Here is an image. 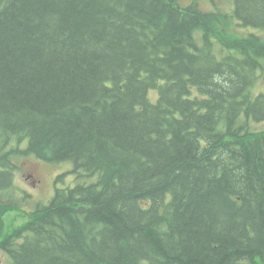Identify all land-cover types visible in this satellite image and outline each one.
<instances>
[{"label":"trees","instance_id":"obj_1","mask_svg":"<svg viewBox=\"0 0 264 264\" xmlns=\"http://www.w3.org/2000/svg\"><path fill=\"white\" fill-rule=\"evenodd\" d=\"M197 8L0 0V191L20 156L77 175L2 245L14 264H264V37Z\"/></svg>","mask_w":264,"mask_h":264},{"label":"rangeland","instance_id":"obj_2","mask_svg":"<svg viewBox=\"0 0 264 264\" xmlns=\"http://www.w3.org/2000/svg\"><path fill=\"white\" fill-rule=\"evenodd\" d=\"M182 2H185L186 5L191 3H196L195 7H198L199 0H181ZM235 1L236 0H216L215 3L211 2L209 0V3H212L213 7H218L221 9V11L224 13L223 16H225V25L229 24L232 26L241 25L244 20H247L245 18V10L243 7V3L247 2L249 0H240L237 3V6L235 8ZM204 6H207L208 9V2L207 0H202L201 2ZM264 6V5H263ZM209 8V9H211ZM198 9V8H197ZM203 9V7H201ZM256 28V27H255ZM220 27L218 28V32L221 33ZM244 33H248V36H255V31H248L246 29L243 30ZM264 36V32L262 33ZM258 38V37H257ZM259 39V38H258ZM260 45L264 46V38L261 40L259 39ZM228 44V42H226ZM255 94H263L264 95V78H261L258 87L256 88ZM156 96L153 95V98ZM253 131H264V123H252L251 124ZM9 137V140H14L13 143H18L20 146V140L17 135H11L7 134ZM12 143V146H13ZM23 146H26L24 144ZM15 161H17V166L21 168L20 171L17 172V178H16V184L19 189V194H17L15 191H12V189L1 192L0 197L3 199L13 200V203L15 207L12 208V210L2 214L0 216V221H2V234L7 235L11 230L14 228H20L26 224L27 217L33 216L35 210L34 208L38 205H42L44 203H48L54 195V189H55V181L57 178L60 177L58 182H60V185H57V188H70L71 186L75 185L77 175L73 172L74 171V165L72 162H63V163H47L42 162L32 156H24L16 158ZM29 174L32 175L31 178H28ZM89 182L95 181L94 179H88ZM38 186V190H34V188ZM45 188V190H44ZM23 190H26L31 193H38L40 195L36 196V200H32L30 196L25 194ZM45 193V195H44ZM50 198V199H49ZM48 200V201H47ZM38 201V202H37ZM31 218H29L30 220ZM10 264L12 262L9 260Z\"/></svg>","mask_w":264,"mask_h":264},{"label":"flooded vegetation","instance_id":"obj_3","mask_svg":"<svg viewBox=\"0 0 264 264\" xmlns=\"http://www.w3.org/2000/svg\"><path fill=\"white\" fill-rule=\"evenodd\" d=\"M213 2L215 3L216 0H213ZM32 176H30L31 178ZM30 197H32V195H30ZM7 240L6 239L4 242L3 241V238L0 237V244H11V242H8L7 243ZM0 264H9V259H8V256L7 254L5 253V251L3 249L0 248Z\"/></svg>","mask_w":264,"mask_h":264}]
</instances>
